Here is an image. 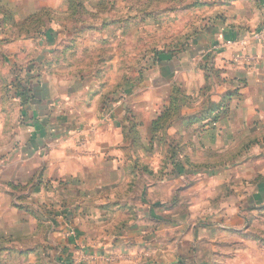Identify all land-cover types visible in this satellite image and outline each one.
Listing matches in <instances>:
<instances>
[{"label": "rangeland", "instance_id": "374dc122", "mask_svg": "<svg viewBox=\"0 0 264 264\" xmlns=\"http://www.w3.org/2000/svg\"><path fill=\"white\" fill-rule=\"evenodd\" d=\"M29 2L33 11L22 18L0 0V152L6 149L5 152L12 153L19 144V134L27 129L23 112L30 101L18 91L24 86L31 92L30 83L40 78L39 73L54 81L68 78L69 71L77 72L81 82L90 81L102 91L103 105L105 101L123 98L130 85L137 88L132 98H138L141 85H153L151 77L165 57L189 60L194 56L195 39L205 32L208 34L204 37L211 39L212 27H239L247 31L248 38L259 42L264 37L257 23L251 26L264 17V4L261 7L259 0H52L56 6L48 0ZM53 25L56 29L52 37L59 32L56 42L45 43L46 33ZM250 45L245 44V48ZM212 55L208 54L207 60ZM202 63L203 80L198 91H189L188 79L183 76L173 86H167L169 92L162 112L145 129L150 145L140 143L137 147L139 151L144 149L145 157L133 158L134 163L126 169V184L109 190L113 199L128 198V206L102 207L101 215L113 214L99 222V229L88 219L86 224L90 228L72 243L76 257L71 264H171L178 253L177 241L180 243L189 232V254L195 262L201 256L205 264H264V102L256 108L257 113L249 110L244 126L227 124L219 147L215 144L217 148H206L203 135L209 130L207 122L225 117L228 109L216 111L215 107L227 91L222 64L204 60ZM252 91L247 96L243 93L242 99L258 96L257 100H264V87ZM258 112L262 115L259 119ZM107 114L109 117L111 113ZM238 115L242 114L237 112ZM128 121L122 132L135 137L141 130L132 117ZM208 127L215 131L218 125ZM156 150L162 153L153 156L159 158L157 162L145 159ZM38 172L25 173L26 177L23 173L15 182L9 181L10 193H31V181ZM176 172L180 176L178 194L166 196L154 208L167 215L163 237L152 230V246L141 249L146 238L134 235L130 240L139 242L134 250L128 253L113 249L108 242L119 237L123 226L143 223L139 213L148 202L146 183L163 180ZM3 173L13 178L11 170ZM67 189H59L53 196L59 199L61 195L76 203ZM95 205L88 204L87 210L97 211ZM123 208L129 209L130 215ZM176 224L186 231L178 230ZM77 230L72 225L68 236L77 235ZM159 238L166 242L156 250ZM198 245L204 249L202 255H198ZM30 261L33 262L22 264H41L38 257Z\"/></svg>", "mask_w": 264, "mask_h": 264}, {"label": "crops", "instance_id": "0c3cea01", "mask_svg": "<svg viewBox=\"0 0 264 264\" xmlns=\"http://www.w3.org/2000/svg\"><path fill=\"white\" fill-rule=\"evenodd\" d=\"M19 2L23 5H19ZM259 2L262 7L264 0ZM48 3L56 6L52 0H48ZM2 4L22 18L33 11L29 0H2ZM57 9L61 7L58 6ZM256 23L264 33V17L251 26ZM55 29L56 26L53 25L48 30L45 43L51 44L55 41L58 32L52 37ZM209 33H213L211 39L205 38L208 32L195 39L192 48L194 56L189 60L180 56L176 59L165 57L166 60L162 61L157 72L151 77L153 85L150 86L149 82L146 87L141 85L138 98H132L137 88L130 85L125 89L124 99L110 103L105 101L101 105L102 91L96 89L90 81L81 82L80 78H77V72L69 71L68 78L54 81H49L44 73L37 75H40V78L30 83L29 98L22 97L30 101L23 112V123L27 125V129L19 134V144L13 148L12 153L5 152L6 149L0 152V264L31 263L33 261L30 260L37 257L41 264H71L72 259L76 257L72 243L79 241L84 230L90 228L86 224L88 219H91L92 223L94 221L93 225L99 229V222L109 219V215L113 214L110 212L108 215H101L102 207L115 204L128 206V198L113 199L109 190L126 184L129 177L126 169L129 164L134 163L133 158L145 157L144 149L139 151L137 147L140 143L144 146L150 145L151 141L145 129L147 124H151L162 112L169 92L167 86H173L176 79L183 76L188 79L186 87L189 91L200 89L203 60L211 64H222V76L226 81L224 90L227 91L215 107L216 111L228 109L225 117L211 120L213 123L207 122L206 128L209 130L203 135L206 137V148L220 146L221 135L228 130L227 124L244 126L249 110L254 109L257 113L256 108H259L264 100H257L258 96L251 100L242 99V94L246 93L247 96L253 92L252 88L258 87L260 90L264 87V37L259 42L248 38L245 29L231 26H215ZM228 38L233 39L234 43L225 44L224 41ZM215 43H218L219 47H215ZM243 43L251 45L245 48ZM208 54L213 55L207 60ZM168 60H171L173 67H170L171 62ZM108 112L111 113L109 117ZM237 112L242 115L237 116ZM259 114L258 112L257 119L262 116ZM130 117L141 132L138 131L135 137L131 134L129 138L122 129ZM187 121L192 122V119L188 118ZM143 124L144 126H141ZM209 124L218 125V128L214 131L208 127ZM149 155L145 159L157 162L159 158L155 159L153 156H162V153L156 150ZM170 165L173 169V165ZM150 169L154 170L152 167ZM5 170L12 171V179L4 175ZM37 170V177L31 181V193H10L8 187L11 181L15 182L23 173H36ZM147 175L146 173L145 176ZM178 175L176 172L163 180H151L146 183L148 202L143 199L146 207L139 213L143 223L134 225L133 222L123 226L117 235L119 237L108 242L113 249L131 252L135 249L134 246L139 244L138 240H130L134 235L146 238L145 246L141 243V249L152 246L153 236L149 237L152 230H157V234L160 237L162 234L163 237V229L167 227L164 226L167 215L155 211L154 208L161 205L166 196L178 194ZM26 176L25 174L24 177ZM14 186L13 184V188ZM67 187L76 203L64 200L61 195L59 199L53 196L59 189L64 191ZM150 203H155L156 206L152 208ZM88 204H96L93 207L97 211H88ZM123 209L130 215L129 209ZM72 225L79 231L77 230L75 236H68ZM176 228L186 231L181 224H176ZM189 233L180 243L177 241L176 249L179 254L177 253L175 261L171 264H205V261L200 259L201 256H198L196 263L189 254L192 246ZM140 240L142 241V238ZM165 242V239L159 238L155 244L156 250L162 249ZM197 249L198 255H202L204 249H200L199 245Z\"/></svg>", "mask_w": 264, "mask_h": 264}, {"label": "trees", "instance_id": "16d2710c", "mask_svg": "<svg viewBox=\"0 0 264 264\" xmlns=\"http://www.w3.org/2000/svg\"><path fill=\"white\" fill-rule=\"evenodd\" d=\"M18 94H19L21 97H27V98H29L30 91L27 90L26 87H24V86H20L19 91H18ZM160 119H161V117L158 118L157 120H155V121L153 122V124H156V122H158Z\"/></svg>", "mask_w": 264, "mask_h": 264}, {"label": "built area", "instance_id": "2783aa9c", "mask_svg": "<svg viewBox=\"0 0 264 264\" xmlns=\"http://www.w3.org/2000/svg\"><path fill=\"white\" fill-rule=\"evenodd\" d=\"M261 32H262L261 34H263V31H261ZM224 42H225V44L230 45V44L234 43V40L231 38L230 39L228 38V40H225ZM214 45H215V47H219L218 43H215Z\"/></svg>", "mask_w": 264, "mask_h": 264}]
</instances>
